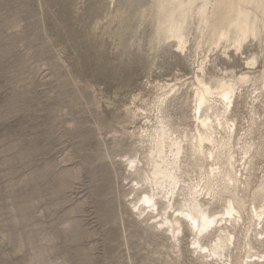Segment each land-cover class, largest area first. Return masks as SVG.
Here are the masks:
<instances>
[{"label": "rangeland", "instance_id": "374dc122", "mask_svg": "<svg viewBox=\"0 0 264 264\" xmlns=\"http://www.w3.org/2000/svg\"><path fill=\"white\" fill-rule=\"evenodd\" d=\"M153 4L0 0V264H203L186 222L174 247L171 231L138 215L139 178L126 160L145 161L138 133L144 112L156 114L159 85H183L168 113L193 128L199 58L209 57L207 80L258 77L264 44L252 40L242 54L207 42L202 53L192 29L184 51L174 42L154 46ZM235 114L246 125L244 97Z\"/></svg>", "mask_w": 264, "mask_h": 264}, {"label": "bare ground", "instance_id": "6f19581e", "mask_svg": "<svg viewBox=\"0 0 264 264\" xmlns=\"http://www.w3.org/2000/svg\"><path fill=\"white\" fill-rule=\"evenodd\" d=\"M153 9L154 46L174 42L184 51L192 29L197 50L211 42L209 46L223 47L225 53L232 49L243 54L252 40L264 44V0H154ZM207 59L205 54L199 58L191 83L193 128L170 119V105L182 96L183 85L177 83L159 85L156 114L144 112L146 128L138 138L145 161L126 160L130 173L139 178L133 208L156 227L171 231L174 247L186 222L193 236L191 249L203 264H264V142L255 136L264 138V71L258 77L247 71L207 80ZM257 63V56L246 61L248 69ZM241 97L249 118L239 128L235 109ZM217 203L221 208H212ZM235 250L239 255L229 263Z\"/></svg>", "mask_w": 264, "mask_h": 264}]
</instances>
